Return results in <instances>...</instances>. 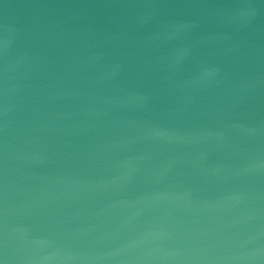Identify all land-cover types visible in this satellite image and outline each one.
I'll return each instance as SVG.
<instances>
[{
	"label": "water",
	"instance_id": "water-1",
	"mask_svg": "<svg viewBox=\"0 0 264 264\" xmlns=\"http://www.w3.org/2000/svg\"><path fill=\"white\" fill-rule=\"evenodd\" d=\"M0 264H264V0H0Z\"/></svg>",
	"mask_w": 264,
	"mask_h": 264
}]
</instances>
